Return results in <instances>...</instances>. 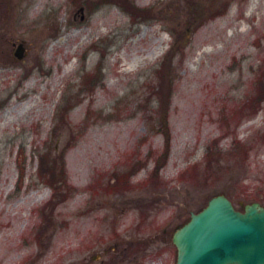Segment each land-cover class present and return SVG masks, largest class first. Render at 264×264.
Listing matches in <instances>:
<instances>
[{"label":"rangeland","instance_id":"obj_1","mask_svg":"<svg viewBox=\"0 0 264 264\" xmlns=\"http://www.w3.org/2000/svg\"><path fill=\"white\" fill-rule=\"evenodd\" d=\"M220 194L264 207V0H0V264H175Z\"/></svg>","mask_w":264,"mask_h":264},{"label":"water","instance_id":"obj_2","mask_svg":"<svg viewBox=\"0 0 264 264\" xmlns=\"http://www.w3.org/2000/svg\"><path fill=\"white\" fill-rule=\"evenodd\" d=\"M15 56L23 57L22 44ZM172 243L175 264H264V207L254 202L240 211L225 195L213 196L175 229Z\"/></svg>","mask_w":264,"mask_h":264}]
</instances>
